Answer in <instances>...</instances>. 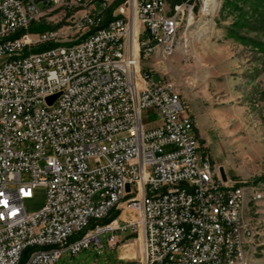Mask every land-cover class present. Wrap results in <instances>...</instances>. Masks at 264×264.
Instances as JSON below:
<instances>
[{
	"label": "built area",
	"instance_id": "built-area-1",
	"mask_svg": "<svg viewBox=\"0 0 264 264\" xmlns=\"http://www.w3.org/2000/svg\"><path fill=\"white\" fill-rule=\"evenodd\" d=\"M97 2L0 0V264H21L26 252L23 264H56L100 234L115 247L133 237L136 259L120 264H241L243 187L224 182L219 168V186L208 185L213 164L187 136L181 95L142 68L187 44L172 31L190 23L193 8L115 0L102 27L113 4ZM203 2L206 14L213 0ZM69 4L83 9L66 32L27 31L45 9ZM43 45L53 47L34 52ZM145 111L159 122L146 125ZM38 188L46 204L28 213L24 203ZM217 203L226 219L215 216ZM126 209L136 218L76 237Z\"/></svg>",
	"mask_w": 264,
	"mask_h": 264
},
{
	"label": "rangeland",
	"instance_id": "rangeland-1",
	"mask_svg": "<svg viewBox=\"0 0 264 264\" xmlns=\"http://www.w3.org/2000/svg\"><path fill=\"white\" fill-rule=\"evenodd\" d=\"M166 1L171 7L193 8L190 23L186 17L178 30V41L188 36L187 44L170 59L153 55L143 60L142 68L175 86L193 119L192 134L200 152L210 158L215 172L223 167L227 178L243 187L242 221L248 236L241 264H264V1L213 0L209 15L201 10L205 0ZM83 3L98 5L97 0ZM82 9L74 4L47 8L36 23L66 32ZM72 38L75 35L68 40ZM142 120L149 126L159 122L152 111L143 112ZM45 204V190L38 188L24 206L35 213ZM134 217L136 213L126 209L116 219L123 224ZM108 238L100 234L99 242L75 255L64 253L56 264H120L136 259L133 237L122 235L116 247Z\"/></svg>",
	"mask_w": 264,
	"mask_h": 264
},
{
	"label": "bare ground",
	"instance_id": "bare-ground-1",
	"mask_svg": "<svg viewBox=\"0 0 264 264\" xmlns=\"http://www.w3.org/2000/svg\"><path fill=\"white\" fill-rule=\"evenodd\" d=\"M213 2L210 8L213 7ZM201 10H205V2H202ZM209 10H207V13H206L207 15H209ZM180 21L181 20H179V27L183 23L182 21H181L182 23H180ZM183 21H186V20H183ZM172 40L178 41V30L172 31ZM176 51L177 49H171V58L174 56ZM169 94H176L175 87H169ZM184 126L187 127V136H191L194 140L195 136L194 134H192L194 133V126H193V120L191 117H184ZM207 180H208V185L219 186L218 173L215 172L212 166L211 168L207 169ZM215 216H217V219H226L225 203H217V205H215ZM243 259H244V252H243Z\"/></svg>",
	"mask_w": 264,
	"mask_h": 264
},
{
	"label": "trees",
	"instance_id": "trees-1",
	"mask_svg": "<svg viewBox=\"0 0 264 264\" xmlns=\"http://www.w3.org/2000/svg\"><path fill=\"white\" fill-rule=\"evenodd\" d=\"M264 1V0H262ZM176 2H174L173 5H175ZM119 3H115L114 5H112L106 12V15H105V22L103 23L102 27H104L108 22H110L112 20V13H113V10L115 9V7L118 5ZM47 30H52V28H49V27H46V26H43V25H38L37 23H34L32 24L28 29L27 31L28 32H31V33H39V32H44V31H47ZM26 31H21L19 34H17L15 37H19L20 35H22L23 33H25ZM53 47V45H43V46H40L38 47L37 49H34V52H38V51H44L46 49H49ZM194 133H195V129H194ZM195 137H196V134H194ZM197 138V137H196ZM119 215V211H113L110 216L108 218H105L97 223H94L92 222L90 224V226L87 228H91V230H94L95 229V226L96 225H100V226H106V225H109L111 222L115 221L117 216ZM85 229V230H87ZM85 230H83L82 232H80L79 234H82ZM88 231H86L84 234H86ZM78 237V236H76ZM27 255H28V252H26V254L24 255L23 259H22V262L21 264H23L27 258Z\"/></svg>",
	"mask_w": 264,
	"mask_h": 264
},
{
	"label": "water",
	"instance_id": "water-1",
	"mask_svg": "<svg viewBox=\"0 0 264 264\" xmlns=\"http://www.w3.org/2000/svg\"><path fill=\"white\" fill-rule=\"evenodd\" d=\"M56 98H57V96H54V97L49 98V99H48V104L51 105V104L54 102V100H55ZM219 173H220V175H221L222 180H223L224 182H227V176H226V173H225V170H224L223 167H220V168H219ZM126 190H127V192H129V190H130L129 185H127Z\"/></svg>",
	"mask_w": 264,
	"mask_h": 264
}]
</instances>
